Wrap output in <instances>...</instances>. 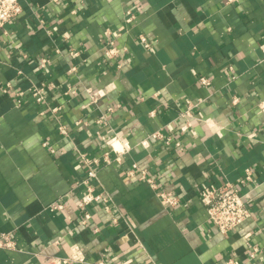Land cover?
<instances>
[{
    "label": "crops",
    "instance_id": "0c3cea01",
    "mask_svg": "<svg viewBox=\"0 0 264 264\" xmlns=\"http://www.w3.org/2000/svg\"><path fill=\"white\" fill-rule=\"evenodd\" d=\"M19 1L21 14L0 29V242L15 244H0V264H45L70 255L75 243L86 264H264V0ZM128 8L136 15L130 25ZM113 38L120 52L109 58ZM42 56L51 58L46 68ZM49 80L57 87L46 102L29 93L17 102L14 89ZM69 85L78 93L65 94ZM188 100L192 117L182 115ZM50 105L61 106L57 115ZM157 130L164 136L153 137ZM115 136L130 144L121 161L110 145ZM108 152L92 182L113 207L92 203L83 224L85 157L103 162ZM133 162L178 204H165L139 171L129 176ZM225 181L241 183L252 212L227 234L198 191ZM62 197L64 209L50 210Z\"/></svg>",
    "mask_w": 264,
    "mask_h": 264
},
{
    "label": "built area",
    "instance_id": "2783aa9c",
    "mask_svg": "<svg viewBox=\"0 0 264 264\" xmlns=\"http://www.w3.org/2000/svg\"><path fill=\"white\" fill-rule=\"evenodd\" d=\"M231 1V0H228ZM23 11V7L19 0H0V29H3L6 24L16 19L21 12ZM135 13L131 8L126 10L125 22L130 25L135 20ZM107 33V32H106ZM139 40L147 49L152 48L153 43L149 40L146 34H140ZM261 48L264 52V44L261 45ZM120 52L119 47L115 43V39H109L108 45L104 50V54L106 57L112 58L116 56ZM72 55H78V51H71ZM51 58L48 56H42L39 59V65L42 68H46L50 65ZM120 65V64H119ZM78 69L76 64L70 66L69 72H75ZM202 84H209V79L206 76L200 78ZM57 87V84L52 81H43L40 84H37L27 91L21 89H14L12 84L9 82L7 84L8 89H14L15 97L17 102H22L26 94L29 93L32 95L37 102H46L49 96L51 89ZM86 91L89 94L90 100L93 104L98 103L99 93L91 88H87ZM65 94H77L78 88L77 86L69 85L67 89L64 91ZM193 103L188 100L187 101V109L182 113L183 116L192 117L193 114L191 112V108ZM259 108L264 116V99L260 101ZM112 111V107L108 108ZM49 110L54 115H57V112L61 110L60 105H50ZM45 114V111H42ZM151 114H155V110L151 111ZM56 117V116H55ZM58 118V117H56ZM101 121V120H100ZM80 123V121H78ZM191 125L190 119L186 121L183 129H186ZM59 130L62 134L68 135V129L65 123L59 122ZM153 137H163L164 134L157 130L152 133ZM172 138L167 137L166 141L169 143ZM111 149L115 152L114 159L121 161L122 154L125 153L129 148L130 144L127 141H122L118 136L112 138L111 141ZM177 146H181L180 142H176ZM182 149V147H180ZM54 151V148L52 149ZM86 162L89 164V169L87 172V176L83 180V183L86 184L87 191L82 195L79 200L80 208L84 209V218L81 220V223L87 224L89 220L92 218V212L89 210V206L94 202H103L107 209H111L113 207V198L108 191L105 189L102 191H97L95 185L92 180L98 177V168L106 163H109L111 160V155L106 153L105 159L102 162L97 158H87L85 157ZM141 174V178L148 181L151 185L156 187L158 190L159 197L163 200V202L167 205H177L179 202V198L175 196L174 193L160 188L159 184L156 182L155 178L148 175V172L145 168L140 167L138 162H133L131 166L127 169V174L129 176H134L137 172ZM246 180L252 181V171L248 167L246 169ZM244 179L240 182L244 183ZM241 183H236L232 181H225L220 184H212V185H200L198 186L199 196L203 204L207 209V213L209 219L215 224L218 230L221 233L227 234L233 231L238 225L248 219L252 212L249 207L248 201L246 199V195L241 190ZM65 207L64 198H59L56 201H53L49 208L52 211L61 210ZM118 220V216L113 218V221L116 222ZM94 232L98 231V228L93 230ZM1 245L6 247H14V242L6 237L5 240L0 242ZM257 248L253 249L252 255H254ZM78 263H87L86 256L84 251L78 244H73L71 248L70 255H54L51 256L45 264H78ZM89 264H130L128 262H115L112 263L104 258L98 259L94 262H88ZM153 264H157V262H153ZM224 264H237V261L233 258L227 259Z\"/></svg>",
    "mask_w": 264,
    "mask_h": 264
}]
</instances>
